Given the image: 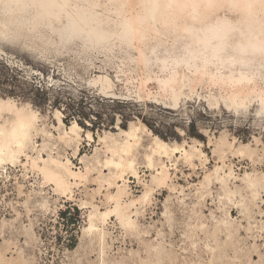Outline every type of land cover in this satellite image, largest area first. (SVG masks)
Listing matches in <instances>:
<instances>
[{
  "label": "rangeland",
  "instance_id": "1",
  "mask_svg": "<svg viewBox=\"0 0 264 264\" xmlns=\"http://www.w3.org/2000/svg\"><path fill=\"white\" fill-rule=\"evenodd\" d=\"M127 1L65 9L90 4L114 31L155 0ZM161 1L167 18L129 19L142 26L131 44H93L60 39L63 16L36 23L0 0V131L14 111L31 121L0 162V264H264V47L247 66L233 53L193 58L183 28L218 18L222 30L247 13L264 25V12L258 0L242 14L234 0ZM129 129L136 176L110 163Z\"/></svg>",
  "mask_w": 264,
  "mask_h": 264
},
{
  "label": "bare ground",
  "instance_id": "2",
  "mask_svg": "<svg viewBox=\"0 0 264 264\" xmlns=\"http://www.w3.org/2000/svg\"><path fill=\"white\" fill-rule=\"evenodd\" d=\"M59 1H63V2L60 3ZM68 1H70V0H68ZM68 1L67 0H3V3L5 4L6 8H9V10H11V11L14 9V11H16L17 14H26L27 12H29L30 9H32L33 10V18L36 20V23H40V22L45 20L46 21L45 23H47L49 26H51V23L53 21L60 22L61 17L63 16L65 18L64 19L65 21L61 25L60 28L56 29V31L58 33L59 38L65 40V41L70 40L72 38H80L86 43L102 44V43H99V42H96V41L90 39L89 35H88L89 31H91L92 29H96V30L101 31V32L116 34V33L120 32L122 24L124 23V21H126L125 17L123 18V16H122V19H120V21L117 22L116 25H115V26L118 27L117 29L113 25V27L115 28L114 31L109 30V29H107V31L103 30L102 25H104L105 23L102 24L103 22H101V21H99L97 19V15L96 16L94 15L93 10L91 9L92 6L90 4L89 5L87 4L86 7H84V6L81 7L82 5L80 6V8L79 7L78 8L77 7H73L72 8L73 12L71 13L69 11L71 13L70 14L69 12H67L68 10L66 11V9H65L66 5L69 4ZM85 1L86 0H84V2ZM108 1L115 2V0H108ZM117 1L119 2V0H117ZM121 1L119 2L120 5L123 4V2L121 3ZM227 1H229V0H227ZM150 2L151 3L150 4L148 3V5H146L145 8H144V5H143L144 9L142 10V13H144V15H140V16L138 15L139 16L138 17L134 13L135 14L134 16H136V18L138 17L136 19L137 21L134 20L133 17H131L132 19L129 18L131 20H134L136 26H137V24L143 25L145 22L150 20L151 17H153V16H155L157 14H158V16L160 15L161 17H163L164 15L167 14V12H169V11H167L168 9L163 7V4H165L166 1L163 2L162 6H161V3H160V2H162L161 0H159L158 2L155 0L153 3H152V1H150ZM181 2H179L180 5L178 7H179L180 10L183 9V11H184L185 10L184 7H185V5L187 3H185V1L184 2L181 1ZM186 2H188V1H186ZM91 3H92V1H91ZM173 3L176 4V2H173ZM194 3H195V1H194ZM222 3H223V1H222ZM251 3H253V1ZM258 3H259V5H261V8L263 10L262 12H264V0H258ZM171 4H172V2H171ZM190 5H192V4H190ZM139 6H141V5H139ZM198 6H200V5H198ZM210 6L212 7V5H210ZM171 7L173 8V6H171ZM186 7H188V5ZM120 9L121 10H120V12L118 10V13L122 12V8H120ZM233 9H235V8H233ZM173 10H175V8H173ZM176 10H177V7H176ZM196 10H197V8H196ZM204 10H205V8H204ZM211 10H213V9H211ZM198 13L201 14V12H198ZM125 14H126V12H125ZM196 14L197 13L195 12V14L193 13L190 16L194 19L196 17ZM120 16H121V14H119V17ZM167 16H168V14L166 15V18H167ZM173 16H175V15L173 14ZM178 16L176 15L177 18H178ZM255 16L256 15L253 14V13H249V14L247 13V15H246L247 18L244 17L245 20L242 18V20H244V21H242L243 23H241V21H240L241 25L238 24V22L235 25L234 24H230V25L227 24L222 30L218 29V26L220 24L219 23L220 21H217L218 18L212 24L211 23L209 24V22H208L206 24L207 26L203 25V26H200L198 28L194 27L195 28L194 31L191 29V27H190V29H191L190 30V29H187V27H184L185 25H183L184 30L186 29L185 31L189 30V32L187 34H185L186 35V39L188 40V43L185 45V49H186L185 52L187 51V53L190 54V57H193V58L196 57L195 53H202L203 55L204 54L205 55L208 54L207 56H211L214 53L215 55L220 56L222 59L224 57H226L229 53H233L234 56L239 58L241 65H243V66L249 65L251 63V61H254L253 60L254 59V55L258 54V52H261V51H259V49L264 47V25L262 24V21H260V19H259L260 17L257 18ZM166 18H164L165 19L164 22L168 20V19L166 20ZM129 19L127 18V20H129ZM162 21H163V19H162ZM169 22H170V20H169ZM173 22L176 23V21H174V20H173ZM173 22L171 21V25H172ZM42 23H44V22H42ZM167 23H166L165 27L170 25L169 23L167 25ZM175 23H174V25H175ZM105 25H107V24H105ZM174 25H173V27H174ZM190 25H187V26H190ZM9 26H10L9 22L4 24V28L6 29L7 32L10 31L8 29ZM136 26H135V28H136ZM153 26H154V23H153ZM139 27H138V29L140 30L142 28V26H141V28H139ZM138 29H136V31ZM139 30H138L137 33L140 35V31ZM147 30H145V31H147ZM174 30H175V28H174ZM142 34H144V33H141V35ZM143 36H146V35H143ZM187 36H188V38H187ZM232 38H234V39H232ZM232 40H234V41H232ZM210 53H212V54L209 55ZM207 56H206V58H207ZM100 79L96 80V81L99 83ZM104 82L106 83V80ZM102 83H103V78H102ZM102 87H104V86H102ZM172 95H173V98L175 99L176 98L175 93H172ZM236 99L238 100V98H236V96L231 98V102L235 103V101H237ZM261 106L264 108V98H261ZM12 118L13 119L8 124V126L5 129L0 131V162H2L3 158H11L14 155V150L15 149L23 148L26 145L27 141H29L28 139H29V132H30V128H31V121L28 120V118H26L23 115H21L20 112H18V111H14ZM58 122L60 124H62V121L60 119H59ZM76 128H78V125L74 124L72 126L71 130H74ZM123 133L125 135L124 139L120 143L116 144L114 147H112L110 149V153H111L112 157L115 158V160L113 162H111L112 160H110V163H111V165L113 166V168L115 169V171L118 174L120 173V175H122L124 173V171L130 170V172H132V174L131 173L130 174L136 176L137 172H136V170H135V168L133 166L135 158H134V155H133V153L131 151V148H132V146L134 144L138 143L140 137L136 133V130L133 131L132 129H129L128 131L123 132ZM164 147H165V144L161 140H159L158 138H155V143H154L153 147L151 148V151L154 154H159V153H161L164 150ZM69 164L70 163H69L68 160H67L66 163L62 164V166L60 164L61 168L63 169V172L66 173V174L69 171V168H68ZM58 167H59V164H58ZM55 174H57V173H55ZM55 174H54V176H56ZM66 174H64V175H66ZM64 175H62V174L57 175L55 177L56 181L58 183H61V184L63 182H65ZM67 183L68 182H66V184ZM252 190H253V188H252ZM120 220H122V217H121Z\"/></svg>",
  "mask_w": 264,
  "mask_h": 264
},
{
  "label": "clouds",
  "instance_id": "3",
  "mask_svg": "<svg viewBox=\"0 0 264 264\" xmlns=\"http://www.w3.org/2000/svg\"><path fill=\"white\" fill-rule=\"evenodd\" d=\"M233 7L241 13H246L250 7V0H234ZM88 35L90 39L99 43H108L117 40L121 43L131 44L137 38L134 22L129 20L124 21L119 33H105L92 29Z\"/></svg>",
  "mask_w": 264,
  "mask_h": 264
},
{
  "label": "trees",
  "instance_id": "4",
  "mask_svg": "<svg viewBox=\"0 0 264 264\" xmlns=\"http://www.w3.org/2000/svg\"><path fill=\"white\" fill-rule=\"evenodd\" d=\"M61 215L63 216V215H64V213H61Z\"/></svg>",
  "mask_w": 264,
  "mask_h": 264
}]
</instances>
